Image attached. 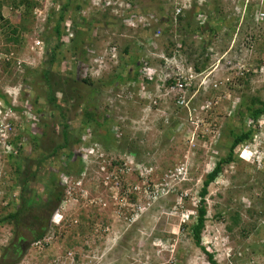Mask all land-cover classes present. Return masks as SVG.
<instances>
[{"label":"rangeland","instance_id":"374dc122","mask_svg":"<svg viewBox=\"0 0 264 264\" xmlns=\"http://www.w3.org/2000/svg\"><path fill=\"white\" fill-rule=\"evenodd\" d=\"M39 1L44 20L46 15L49 17L45 29L43 22L33 23L30 31L21 33L18 46L8 43L7 32L0 31V91L7 92L10 84H15L12 91H17L23 81L25 92L30 93L28 101L25 93L16 100L8 97L16 109L6 106L0 110V218L10 213V188L19 195V183L6 160V143L23 133V127H29L34 119L36 126L44 122L37 117L35 107L26 112L32 96L41 95L38 108L43 109L44 116L56 117L52 119L56 126L53 137L56 135L55 142L60 143L65 125L71 134L81 126L86 101L76 105L79 97L86 100L95 89L83 79L90 78L96 84L120 70L130 73L137 61L164 69L162 57L173 58L176 54L178 61H168L172 63L168 74L181 75L192 85L179 95V100L154 95L149 102L130 98L134 87L128 83L101 87L90 109H94L97 119L107 116V122L101 120L99 124L117 129L115 143L104 144L90 129L96 140L89 138L87 144L94 153L83 157L86 165L82 173L62 177L66 198L58 210L60 217H50L45 237L28 246L17 264H210L191 235L197 216V193L217 159L227 153L229 139L225 135L229 125L239 126L237 111L242 100L264 101V0H133L141 12H151L146 28L124 24L122 12L114 14L111 9L92 5L91 0H70L62 31L72 35L67 26L73 21L84 23L78 28H83V38L90 39L91 45L78 58L72 59L70 53L67 62L80 60L87 64V59L94 56L105 67L102 72L83 70L73 76L63 66V71L50 76L52 96L66 109L63 123L59 120L61 110L48 102L45 89L49 85L40 75V64L49 53H33L31 44L37 39L46 42L44 35L54 33L58 12L68 0ZM178 8H182V21L176 18ZM51 11L57 14L50 23ZM7 14L5 10L4 16ZM114 16L119 17L118 21ZM210 18L218 22L214 28L218 33L208 43L199 31L186 34L183 29L188 21L195 30ZM158 30L163 34L157 36ZM179 48L182 54L176 52ZM71 49L66 41L60 52ZM198 58L208 63L202 73L194 74L190 66H196ZM6 59L12 62L10 68L3 62ZM154 101L158 103L153 108ZM203 122L210 124L211 130L200 132ZM243 128L254 130L253 140L238 147V161L211 184L206 199L208 219L202 233L203 245L213 252L218 264H264V122L259 126L258 121L250 124L247 119ZM23 138L26 141L29 137ZM126 140L135 143L138 154L127 152ZM78 149L80 145L70 153ZM13 150L9 146V154ZM30 154L36 162V151L30 148ZM64 156H57V164ZM70 157L72 163L74 157ZM48 170L40 168L38 180L31 185L44 193L43 198ZM108 171L114 178L106 182ZM236 213L240 222L232 227ZM43 216L48 219L47 212ZM14 240L12 225L0 224V258Z\"/></svg>","mask_w":264,"mask_h":264},{"label":"trees","instance_id":"16d2710c","mask_svg":"<svg viewBox=\"0 0 264 264\" xmlns=\"http://www.w3.org/2000/svg\"><path fill=\"white\" fill-rule=\"evenodd\" d=\"M54 3H56V0ZM69 1L63 4L61 7V11L58 12L60 15L55 22L54 33L51 35L45 34V41H46V51L49 53V58L43 61L41 67L42 70L40 72L41 78L46 79V82L49 85V88L45 89V95L48 96V102L55 104V107L61 110V115L59 116L60 122L64 119V111L66 109L61 108L59 105L56 104V99L52 96V87L50 76L53 74V71L56 66H60L62 61H66L68 59L69 54L71 53L72 59H75L78 55H85L86 47L91 45V40H84V30L81 28V25L84 23H77L73 21V25L71 26V32H73L74 36L71 38V45L72 49L66 51V53L60 52L62 49V44L66 42L67 35L63 33V21H64V14L67 12L69 7ZM130 3L134 4L133 0H128ZM36 6H40V2L35 0H0V29L4 32H7V41L8 43L12 44L13 46H18L20 44L21 38L24 33L29 29L30 26L35 23L33 11ZM133 6H137L134 4ZM78 9L81 7L78 6ZM8 11V14L4 16V11ZM215 13H219V10L216 8ZM53 12V11H52ZM51 12V13H52ZM11 14V16L9 15ZM57 13H52L50 23L54 21L53 17ZM216 14L214 17H216ZM108 14H105V16ZM180 17V16H179ZM169 19V18H167ZM115 21H118L115 18ZM180 21L182 18L180 17ZM166 22V21H165ZM187 26H183V29L187 32L186 34H195V32L199 31L201 35L206 38V42L208 40H212L214 36L218 33L215 28V25L218 24L217 21L213 22L212 19L208 20V22L204 23L206 25H198L195 30H193L192 23L190 21L186 22ZM78 25L81 27L78 28ZM182 30V29H181ZM91 31V30H90ZM64 35V37H63ZM82 37V39H81ZM208 43V42H207ZM90 47V46H89ZM204 52L206 51V47L203 46ZM203 52V53H204ZM191 54V53H190ZM204 56V55H203ZM202 56V57H203ZM201 57V60H202ZM6 64V67H11V61L3 60ZM82 61L78 60L73 63L76 67L80 66L81 71L83 68L85 69L84 62L83 66L81 67L80 63ZM79 63V65H78ZM208 60L200 61L198 58V64L196 65L197 72H202L204 67H206ZM69 68L73 67L71 62L65 63ZM203 66V67H202ZM138 72L133 74V79L130 78L129 73L124 70H120L115 75L109 77L107 80H101L98 83H94L90 81V78L83 79L82 82L85 84H89L92 87L95 86V89L90 94L88 98H83V96L79 97V103L76 105H80L84 103L82 106L83 112L81 113V126L79 128H75L76 131H73L74 134H71L67 131L69 126L65 125L64 129L60 135L62 138L60 143L55 142V136L53 137V133L56 131L55 123L52 119L56 120V117L50 115V119H48L47 115L44 116L43 109L38 108L39 100L41 99V95L38 94L37 96H33L32 104L30 108L37 109V117L40 120H43V125L37 126L34 125L37 121L34 119L33 121L29 122L30 124L27 127L26 125L23 127V133L14 137L13 140L10 141L8 145L13 146L14 150L10 152L9 149H6V153L8 155L6 160L9 164L12 165L15 175V181L19 183V195H15L13 188L11 187L10 190L12 194L8 195V204L10 213L0 218V224L7 222L8 224L12 225L13 233L15 235V240L7 249L4 250L0 258V264H17L22 258V254L28 246H31L33 243H40V241L45 237L47 232L49 231V219L52 215L59 210L62 203L65 201L66 198V190L65 187L61 183L62 177L65 175L70 176L74 173L80 174L84 170V164L81 161V157L83 156V152L80 149L73 152L72 148L74 146H79L82 141V135L87 131L89 128L94 127V133H96V137L101 139L104 144L107 145V142L112 144L115 143L114 140V133L117 129L108 128L106 125H101L99 122L104 120L107 122V116L101 117V119H97V114L94 112V109L91 111L92 105L94 106V102L100 96L102 92L101 87H113L116 85L125 84L128 81H132L135 79L137 81ZM76 81V80H75ZM175 82L171 81L170 85H174ZM36 87V85H35ZM0 98L6 101V96H4L0 92ZM66 102L67 100H63ZM87 101H90L89 103ZM7 102V101H6ZM47 104V103H46ZM16 109V108H15ZM31 111V109H30ZM27 112V111H26ZM237 114L239 116V126L238 125H229L227 134L225 135L229 141L226 143V155L221 156V158L217 159L215 162L214 167L208 174L206 175L205 179L203 180V185L201 190L197 193L199 197V203L196 208L197 216L196 221L191 226V235L194 239L196 246H198L203 253L207 256V261L210 264H218L217 260L215 259L213 253L209 252L205 246L202 244V233L206 227L207 221V204L206 199L209 195V188L212 183L216 182L217 179L223 174L226 168H229L233 163L236 164L238 158L236 156V150L240 145L251 141L253 137L254 130L251 128L245 129L243 128L244 121L249 118L253 121H257L261 116L264 115V101L259 98H252L250 100L243 99L241 105L238 107ZM63 118V119H62ZM63 123V122H62ZM240 124L242 128L240 127ZM51 126H53L52 136L51 134ZM200 132L204 131L205 129L211 130V126L208 123H201ZM240 128V129H239ZM205 130V131H206ZM24 135H28V139L25 141L23 138ZM92 140H96L95 137H92ZM128 141V140H126ZM127 152L129 153H136L138 154L139 151L135 150L134 142H126ZM54 144V145H53ZM30 148L36 151L37 153V161H33V155L30 154ZM64 153V159L62 163L57 164V156ZM74 157L72 163L69 162L70 156ZM114 165H120L118 162H113ZM36 165V166H35ZM40 168L50 169L48 170V185L45 186V198H43V192L38 193L36 189L31 186L34 184L33 182L38 180V173L37 171ZM107 176L110 180L114 178L112 173L108 171ZM15 187V186H14ZM31 187V188H30ZM131 201L134 202V196H131ZM48 213V219H43V214ZM47 217V215H46ZM240 222L239 214L236 213L232 216V227L238 225ZM232 227H228L229 230H232ZM262 239V236H261Z\"/></svg>","mask_w":264,"mask_h":264},{"label":"clouds","instance_id":"9594fccd","mask_svg":"<svg viewBox=\"0 0 264 264\" xmlns=\"http://www.w3.org/2000/svg\"><path fill=\"white\" fill-rule=\"evenodd\" d=\"M35 1H38V2H40L39 0H35ZM135 4V3H134ZM133 4V5H134ZM137 6H134V9H133V11L131 12V16L133 17V18H135V25H132V24H130V23H128V24H126V25H128V26H132V27H140V25L143 27V28H146V27H148V22H150L149 21V18H148V15H150L149 13H151V12H141L139 9H137L136 8ZM38 8H42V9H44L42 6H41V2H40V6H36L35 8H34V11H33V16H34V21H35V23H38V22H43L44 23V29H45V27L47 26V22H48V19H47V17H48V15H46L45 16V20H44V18H41L40 16L38 17V15H37V9ZM59 11H61V10H59ZM52 12V11H51ZM50 16V15H49ZM52 16V15H51ZM180 17H181V14L179 15ZM179 16L178 17H176V18H179ZM115 18H119L118 16H114ZM49 18V17H48ZM51 18V17H50ZM126 23V21H124V24ZM67 27H70V31H71V26L70 25H68ZM43 29V30H44ZM157 32H160V34L162 35L163 34V31L162 30H158ZM44 33V32H43ZM43 33H42V35H43ZM73 33V32H72ZM74 36V34H70L69 33V36H67V40L66 41H69V42H71V38ZM158 36V35H157ZM63 37H64V35H63ZM36 41H41L42 42V45L40 46V48H36L35 46H36ZM46 42H44L42 39H37V40H35L34 42H33V44H31V51H33V53H36V54H38V55H42V53H44V54H46L47 53V51H46ZM86 49V51L88 50L87 49V47L85 48ZM176 52H178V53H180L181 52V54H182V51H181V49L179 48ZM48 54V53H47ZM6 55V54H5ZM8 55V54H7ZM47 58H49V57H47ZM46 58V59H47ZM78 58V57H77ZM45 59V60H46ZM162 59H164V66H165V68L164 69H162V68H156V67H152L149 63H147V61H145V63H144V65H143V62H141V63H137V62H139V61H137L136 63H134V65H133V71L132 72H130L129 73V76H130V74L132 75V76H130V78L131 79H133V74H135V72H138V79H137V81H135V79L134 80H132V81H128L127 83L129 84V85H132L134 88L133 89H131V91H133V92H129V95H130V98H139L140 97V99L141 100H144V101H146V102H149V101H153V100H151V99H153V97H154V95H156V98H159V96H164V97H172V99L175 101V100H179L180 99V97H179V95H181V94H183V93H185L186 91H188V88L189 87H191V81H189V79H187V78H185L186 80V82L187 83H190L191 85L189 86V87H185V89H183V90H180V89H178L177 87H176V80H177V78H179V77H182L181 75L180 76H171L170 74H168V71L167 70H169V68H171L170 67V65L172 64V63H170V62H168L170 59L171 60H175V62H176V60H177V56H176V54L173 56V58H168V57H162ZM166 59V60H165ZM7 60V59H6ZM44 60V61H45ZM8 61V60H7ZM178 61V60H177ZM43 63V62H42ZM42 63L40 64V66L42 65ZM73 63H75V62H72V66L73 67H71V68H69L66 64H64V63H62L60 66H56L55 67V69H54V71H53V73L55 72V73H57L59 70H62L63 69V66L64 67H66V69L69 71H71L70 73H71V75H73L74 76V74L76 73V74H78L79 72H82L83 70H86V71H89L90 73H93L94 71H99V72H102V70L104 69V67H105V64H104V62L102 61V60H98L97 58H94V56H93V58H91L90 60L89 59H87V64H85L84 63V66H85V69L83 68V70L81 71V68H78V67H76L75 65H73ZM132 64H133V62H132ZM136 64V65H135ZM190 71L192 72V73H194V74H200V73H202V72H197V70H196V66L195 65H191L190 66ZM147 69V70H146ZM63 71V70H62ZM92 76V75H91ZM182 78H184V77H182ZM102 79V78H101ZM175 82V84L174 85H170V82ZM22 83H20L18 86H20L19 87V89L17 90V91H12L13 90V88H14V86H16L15 84H10V86H9V88L6 90L7 92H5V93H3V92H1L4 96H6V101H4V100H2L1 98H0V102H1V104H0V110H1V107L4 109V107H6L7 106V108L9 107V108H12L11 107V105H10V100H9V98L8 97H12V99L13 100H16L20 95H21V97H22V94L23 93H25V95H26V100L28 101L29 100V92H25V84L23 83V81H21ZM10 91V92H9ZM12 92V93H11ZM11 95H13V96H11ZM174 96H177V97H179L178 99H176V98H173ZM32 98H33V96L31 97V100L29 101V103H28V105H27V107H26V111H29V112H31L30 111V105H33L31 102H32ZM184 100V99H183ZM40 101V100H39ZM155 103L152 105V107L154 108L155 107V105L158 103L157 101H154ZM182 102H184V101H182ZM12 109H15V108H12ZM249 121L250 120H252V119H249V118H247ZM246 119V120H247ZM259 120V119H258ZM257 120V121H258ZM257 121H254V122H257ZM94 127H96L95 125L93 126V129H94ZM106 127H107V125H106ZM91 128H89V129H87V131L82 135V141H81V144H80V151L81 152H83V156L81 157V161H82V163L84 164V166L86 165L85 163H84V159H83V157L85 158V156H86V154L87 153H90V154H92V153H94L93 151H91V150H93L92 148H91V146H89L87 143L89 142V138H91V140H92V133H91V130H90ZM117 131V130H116ZM92 136V137H91ZM252 140H253V137H252ZM251 140V141H252ZM93 141V140H92ZM251 141H248V142H251ZM9 146L10 145H8L7 143H6V149H9ZM240 146H243V145H240ZM245 151V150H244ZM244 151H243V154H244ZM241 159H244L243 157H240ZM246 159V158H245ZM106 180V182H108L110 179H109V177L107 176V178L105 179ZM64 203V202H63ZM199 203V202H198ZM198 203H197V206H198ZM197 206H196V208H197ZM60 214H59V211L57 210V213L55 212L54 214H53V216L52 217H60L59 216ZM202 240H203V237H202ZM202 244H203V241H202ZM203 246H205V245H203ZM206 247V246H205ZM207 248V247H206ZM208 250V249H207ZM209 252H211L210 250H208ZM211 253H213V252H211ZM214 255V254H213ZM214 257H215V255H214ZM216 259V258H215ZM218 262V261H217Z\"/></svg>","mask_w":264,"mask_h":264},{"label":"built area","instance_id":"2783aa9c","mask_svg":"<svg viewBox=\"0 0 264 264\" xmlns=\"http://www.w3.org/2000/svg\"><path fill=\"white\" fill-rule=\"evenodd\" d=\"M91 3L92 5H96V6H101L103 7V9L105 8L106 10H109L111 9V11L116 14L118 12H122L124 14V19L126 22L132 24V25H135V18H133L131 16V12L133 11L134 9V6L132 3H130L128 0H91ZM43 12H44V9L42 8H38L37 9V15L38 17L40 16L41 18H43ZM111 12V13H112ZM182 12V8H178L176 10V17H178ZM43 14V15H42ZM157 35H160L157 34ZM42 45V42L41 41H36V48H40V46ZM147 70V69H146ZM261 71H264V65L261 67ZM186 79L185 78H182V77H179L177 78L176 80V87L180 90H183L185 89V87H189L190 86V83H187L185 81ZM264 122V115L261 116L258 120L259 122V126L262 125V123ZM250 124H253L255 123L253 120H250L249 121Z\"/></svg>","mask_w":264,"mask_h":264}]
</instances>
